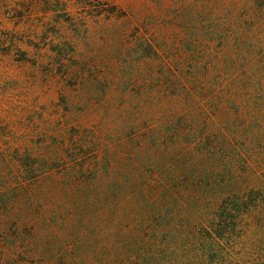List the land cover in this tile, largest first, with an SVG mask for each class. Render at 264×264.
Instances as JSON below:
<instances>
[{
  "label": "trees",
  "instance_id": "trees-1",
  "mask_svg": "<svg viewBox=\"0 0 264 264\" xmlns=\"http://www.w3.org/2000/svg\"><path fill=\"white\" fill-rule=\"evenodd\" d=\"M13 1L0 0V58L19 52L17 61L31 64L21 24L51 0H31L27 7ZM239 22L232 19L225 33L220 21H211L212 32L193 40L198 45L207 38L211 50L202 48L203 58L198 47L189 67L158 35L136 38L137 66L144 64L137 84L145 93L126 113L142 125L122 129L116 140L112 130L82 128L66 134V145L0 148V217L8 221L12 206L27 195L38 207V192L50 179L77 204L66 213L79 217L85 236L119 242L115 256L94 264H264V43L253 44L257 35L243 32ZM163 107L169 121L157 126L154 111ZM12 180L19 195L3 186ZM34 231L30 264H46L44 232Z\"/></svg>",
  "mask_w": 264,
  "mask_h": 264
},
{
  "label": "rangeland",
  "instance_id": "rangeland-1",
  "mask_svg": "<svg viewBox=\"0 0 264 264\" xmlns=\"http://www.w3.org/2000/svg\"><path fill=\"white\" fill-rule=\"evenodd\" d=\"M31 2L18 0L17 5L27 7ZM49 4L44 7L48 14L43 8L21 24L22 49L28 51L32 63L17 61L19 52L0 58L1 149L7 144L54 145V140L66 145V134L82 128L112 130L116 140L122 129L133 123L142 125L139 117L126 113L139 94L145 93L137 84L144 64L137 66L136 38L158 35L167 50L186 56L182 61L188 67L194 64L198 47L199 57L207 58L202 49H210L204 44L207 38L198 45L193 40L212 32L211 21H220L227 33L229 22L236 18L243 32L257 35L253 44L264 43V0H51ZM59 50L66 55H57ZM70 67L81 75L70 72ZM84 67L89 69L85 75ZM105 98L110 100L101 103ZM165 110L154 111L157 126L169 121V110ZM3 186L20 193L14 180ZM41 187V211L30 206L27 195L12 206L8 221L0 217V264H30L36 252L37 227L44 232L41 247L46 264H94L115 256L112 250L119 242L113 245L112 236L108 240L100 234L88 238L79 217L68 218L66 211H75L77 204L67 198L69 191L61 183L48 179ZM52 215H56L55 222H43ZM68 221L73 230L67 227ZM119 257L116 254V260Z\"/></svg>",
  "mask_w": 264,
  "mask_h": 264
}]
</instances>
